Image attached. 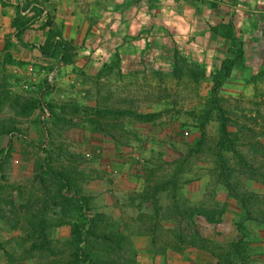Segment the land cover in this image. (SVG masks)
Listing matches in <instances>:
<instances>
[{
	"label": "crops",
	"instance_id": "crops-1",
	"mask_svg": "<svg viewBox=\"0 0 264 264\" xmlns=\"http://www.w3.org/2000/svg\"><path fill=\"white\" fill-rule=\"evenodd\" d=\"M25 2L0 0V50L9 54L16 75L58 67L55 85L43 95L53 115L49 131L57 140L39 151L15 132L1 133L0 185L9 180L16 192L27 195L41 186L44 202H49L47 178L53 176L64 196L96 203L110 219L127 223L132 233L156 235L164 228L172 235L177 229L172 219L178 217L173 205L191 203L193 186L206 195L211 182L209 174L190 180L188 123L190 109L198 104L192 93L204 104L233 103L238 113L239 99L258 90L264 81V0ZM55 33L67 49L54 57L42 55L38 47ZM225 64L228 71L218 76L215 87L214 76ZM11 104L16 108L20 103ZM15 108L9 110L12 123L23 117ZM209 114L208 122L219 121L216 110ZM40 126L31 124L26 133L40 140ZM198 165L207 172L211 167L210 162ZM40 171L43 180L36 181ZM253 186L256 191H250L264 196V184L253 180ZM215 192L216 202H231L227 195L221 197V185ZM204 205L203 212L213 220L203 213L192 215L200 236L237 240L225 218L233 210L224 209L218 221ZM140 219L160 224L155 229ZM60 230L71 234L70 227ZM120 231L128 233L126 225ZM257 233L263 244L264 228ZM151 238L135 243L138 264L217 263L205 249L185 246L190 252L186 258L162 246L166 241ZM150 242L163 248L164 256L150 251L155 247Z\"/></svg>",
	"mask_w": 264,
	"mask_h": 264
},
{
	"label": "rangeland",
	"instance_id": "rangeland-1",
	"mask_svg": "<svg viewBox=\"0 0 264 264\" xmlns=\"http://www.w3.org/2000/svg\"><path fill=\"white\" fill-rule=\"evenodd\" d=\"M11 68L9 54L1 49L0 113L3 111V116L0 117V134L15 132L21 138L24 137V140H29L40 151L45 138H49L50 143L53 142V139L57 140L52 137L54 131H49L50 125L44 126L39 120L41 96L38 95V85H40V81H35L36 88L26 90L22 86L25 76L23 74L16 75L11 71ZM260 78L262 80L264 77ZM192 94L196 96L195 101L198 104L190 109V123H188L191 133L190 180L198 179L203 174H209L211 182L206 195L201 196L196 186L191 187L192 202H190L195 206L199 203L209 205L208 208L219 217L218 221L224 215V209L233 210L232 213L228 211L225 218L234 226L237 238L240 237L237 228V223L240 222L244 228L246 239L253 242L254 245L258 244V247L254 249L255 253H260L262 250L264 259V238L263 244H261L257 233V230L264 228V225L243 218L244 209L240 202L233 200L232 194L219 176L218 165V160L221 158L225 167L240 166L244 163L243 155L246 156L245 161L247 159L251 161L255 156L264 160V81L252 96L248 94L239 99L242 102V107L239 108L238 113L233 111V103L227 102L225 106H221L226 117L228 134H222V120L219 116L218 122L207 121L211 110L210 100L204 104L197 93ZM13 101H18L20 104L15 108L11 104ZM10 108L21 111L23 117L12 123L13 116L10 114ZM177 110L182 111L183 107H179ZM38 122L41 123L42 137L40 140H33L28 136L26 130L31 124L38 125ZM16 123L18 125H14ZM180 142L185 144L183 140ZM234 152L238 156L234 155ZM219 153L222 155L221 157ZM31 156L33 155L31 154ZM199 162L211 163L208 172L207 168L199 167ZM53 178V176L47 178L50 181L48 183L49 202H44L43 187L41 186L36 188L35 192L27 195L24 190L16 192L15 184L9 180L0 185V264H90L86 261L87 258H93L97 263L99 259L112 258L113 254H117L122 259V264H138L139 251L134 247L135 243L141 239L149 241L152 237L151 239L166 241V243L173 241L172 235L166 233L164 228H160L156 235L130 232L127 223L110 219V216H107V211L99 210L96 203L85 200L78 202L64 196L61 193L59 182L54 181ZM39 180H43L42 171L40 174H36V181ZM183 181L181 178L180 182ZM239 184L241 185L240 190L256 191L253 180L241 177ZM220 185L223 188L221 197L224 198L227 195L231 204L227 201L218 203L214 200V194H217L215 191L220 188ZM183 202H178L177 211L182 212L184 205L191 204ZM257 205L252 202L247 205L249 211L254 215L258 209L263 208L261 202ZM235 209H237L236 213H234ZM143 220L150 225H156L155 229L160 224L159 221L153 219ZM143 220L140 219V221ZM160 220H163V225L166 224L165 219ZM187 221L186 217L180 222L179 219H174L173 222L177 225L174 233H177L179 229L183 230L185 236L189 234L190 228ZM122 225H126L128 233L120 231ZM68 227L71 229V234L68 236H66V232L59 231V229H68ZM88 227L94 231V234H86ZM223 230L229 233L231 228H223ZM99 236L108 237L109 241L99 239ZM150 244L152 245V242L148 243V246ZM153 245L154 248L158 247L157 243H153ZM164 252L156 251L162 256H164ZM180 253L189 258V251L183 249Z\"/></svg>",
	"mask_w": 264,
	"mask_h": 264
},
{
	"label": "trees",
	"instance_id": "trees-1",
	"mask_svg": "<svg viewBox=\"0 0 264 264\" xmlns=\"http://www.w3.org/2000/svg\"><path fill=\"white\" fill-rule=\"evenodd\" d=\"M18 28L19 27H17V29ZM15 36L18 40H20L21 32L18 30L15 33ZM56 37H58V39L54 40ZM38 48L42 55L54 57L65 51L67 49V44L61 38L59 33H55L51 40L46 42L44 45L39 46ZM227 71L228 65L225 64L221 71L218 74L216 73L214 76L215 87H217L219 83L218 76L223 75V73H227ZM211 110H216L220 119L222 120V134H228V125L225 122L226 117L223 108L220 105H216L214 102H212ZM234 155L238 156V154L235 152ZM219 156L221 157L222 155L219 153ZM242 158L244 160L242 165L228 167H225L224 164H222V159L219 158V176H221L222 181L224 182L228 191L232 194V197L240 202L242 209H244L243 218L264 225V196L253 191L239 189L241 186L239 184L241 177L264 184V160L258 159L257 156H255L251 161L248 159L245 161L246 156L244 155ZM249 202H252L256 206H258L257 204L261 202V207L263 208L261 210L258 209L256 215H254L248 209L247 205ZM177 204L178 203H175L172 208L173 212L177 213L178 215V217H175L174 219H179L180 222L184 217H186L188 219L187 222H189L190 233L185 236L183 234V230L178 229L177 233L172 234L173 241H168L167 243L164 242L162 246H170L178 252H181L185 246L199 247L214 255L217 258L216 264H264L262 255L263 251L261 250L260 253H255L256 251H254V249L258 247V244L254 245L253 242H250L246 239L245 233L243 232L244 228L240 222L237 223V228L240 232V237L237 240L232 242L206 241L198 233L197 229L195 228V223L192 219V215L194 213L206 214V212H203L205 205H184V211L180 212L177 211ZM207 217L208 220H213V218H210L209 216ZM86 234L92 235L94 234V231L88 227ZM99 239H105L109 241V238L104 236H99ZM120 250L122 251L121 248ZM150 251L156 253V251L165 250L161 247H157L150 249ZM86 261H88L90 264H122V259L117 254H113L112 258L99 259L97 263L93 258H87Z\"/></svg>",
	"mask_w": 264,
	"mask_h": 264
},
{
	"label": "built area",
	"instance_id": "built-area-1",
	"mask_svg": "<svg viewBox=\"0 0 264 264\" xmlns=\"http://www.w3.org/2000/svg\"><path fill=\"white\" fill-rule=\"evenodd\" d=\"M56 37L54 40H57ZM58 77V67L56 65H51L47 70H30L29 73L25 74V79L23 80L22 86L26 90H31L36 88L35 81H40V87H38V95L41 96L40 102V115L39 120L44 126H48L51 122L53 115L48 105V102L44 99V94L48 89L52 88ZM49 139L45 138L43 146H47Z\"/></svg>",
	"mask_w": 264,
	"mask_h": 264
}]
</instances>
